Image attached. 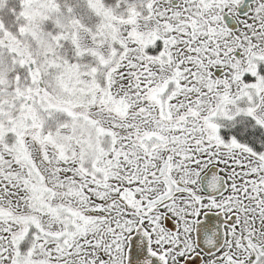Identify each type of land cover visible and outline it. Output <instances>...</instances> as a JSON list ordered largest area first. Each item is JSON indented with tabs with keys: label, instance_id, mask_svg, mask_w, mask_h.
Returning a JSON list of instances; mask_svg holds the SVG:
<instances>
[{
	"label": "snow or ice",
	"instance_id": "6c2138e0",
	"mask_svg": "<svg viewBox=\"0 0 264 264\" xmlns=\"http://www.w3.org/2000/svg\"><path fill=\"white\" fill-rule=\"evenodd\" d=\"M0 264H264V0H0Z\"/></svg>",
	"mask_w": 264,
	"mask_h": 264
}]
</instances>
